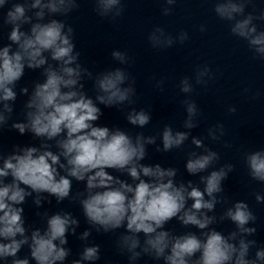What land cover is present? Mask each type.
<instances>
[{
  "label": "clouds",
  "instance_id": "clouds-1",
  "mask_svg": "<svg viewBox=\"0 0 264 264\" xmlns=\"http://www.w3.org/2000/svg\"><path fill=\"white\" fill-rule=\"evenodd\" d=\"M212 2L215 16L227 24L230 34L246 43L253 59L264 61V29L257 23L264 22V8L257 9L255 0ZM176 3L164 0L162 14L172 15ZM93 4L99 17L113 22L125 11L123 0H93ZM79 7L80 0H0V20L11 26L9 43L0 46V130L12 120L17 85L26 70H40L43 77L31 84V90L19 88V95L27 97L23 119L10 125L21 136L30 134L39 143L15 144L7 154L0 152V261L65 264L71 255L68 235L77 236L80 220L63 209L51 215L38 212L45 221L43 228L26 226L24 218L28 198L39 209L51 204L50 197H54L57 204L78 202L89 225L78 235L82 251L70 264L100 260V245L88 243L93 230L118 233L115 248L127 257L128 264H137L142 257L162 264H264V246L257 247V241L249 238L257 232L250 226L257 216L249 204L235 201L221 215L215 214L216 206L226 203L221 195L223 182L235 165L216 167L220 154L205 140L221 142L226 135L224 125L208 127L203 137L192 135L201 115L192 95L196 86L214 82L217 73L207 64L197 65L193 76L179 80L177 87L185 96L180 102L186 113L184 130L165 124L155 135L138 132L133 136L120 127L98 124L104 114L101 105L127 109L128 124L141 129L150 124L152 116L150 109L133 107L137 89L135 78L127 71L132 63L127 52L113 50L111 57L120 66L103 71L94 72L81 63L74 28L66 19L57 18H66ZM199 31L206 32V25L201 24ZM189 38L183 29L173 35L160 26L147 35L157 50ZM86 81L92 82L94 96L85 90ZM164 83V79L156 80L154 87L163 91ZM243 91L251 92L249 88ZM227 111L235 113L237 108L229 106ZM189 139L194 148L187 153L184 168L198 182L177 180L175 167L144 162L149 146L167 153L182 149ZM243 161L250 179L264 184V147L246 151ZM73 181L82 183L83 190L73 194ZM255 200L264 203V195L256 193ZM173 219L196 231L178 234L167 229ZM225 220L235 226L227 234L213 227ZM25 247L28 254L21 257Z\"/></svg>",
  "mask_w": 264,
  "mask_h": 264
}]
</instances>
